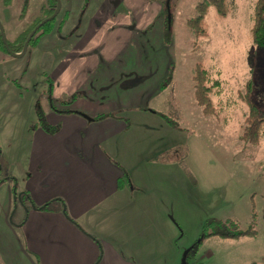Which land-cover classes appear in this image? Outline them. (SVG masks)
Listing matches in <instances>:
<instances>
[{"label":"rangeland","instance_id":"374dc122","mask_svg":"<svg viewBox=\"0 0 264 264\" xmlns=\"http://www.w3.org/2000/svg\"><path fill=\"white\" fill-rule=\"evenodd\" d=\"M106 1L114 8L109 17L117 22L107 21V26L116 27L102 42H123L118 58L146 65L141 62L136 71L130 64L115 63L102 72L118 75L133 68L142 81L146 70L155 66L148 82L132 88L135 99L162 78L156 94L145 96L144 112L132 127L135 152L128 158V148H118L116 156L131 176L129 185L140 190H135L141 208L137 218L142 221L144 212L151 213L149 236L142 227L139 237L129 233L140 250V264H264V135L255 144L240 137L247 106L238 96L251 79L252 98L264 109V48L252 43L250 33L256 0H223V16L211 6L196 25L190 21L203 0H60L51 32L36 35L22 57L0 52V264H33L22 252L25 207L17 199L24 176L30 174V140L52 112L51 70L65 48L86 35L88 19L108 11ZM38 3L0 0V22L9 41L42 16L45 11ZM197 64L207 70L212 86L219 84L213 88L219 90L213 95L216 115L204 113L194 100ZM91 76L100 77L101 72ZM114 112L108 116L123 115ZM108 150L115 153L112 146ZM105 213H120L123 227L131 230L126 211ZM248 229L254 234L204 236Z\"/></svg>","mask_w":264,"mask_h":264},{"label":"crops","instance_id":"0c3cea01","mask_svg":"<svg viewBox=\"0 0 264 264\" xmlns=\"http://www.w3.org/2000/svg\"><path fill=\"white\" fill-rule=\"evenodd\" d=\"M97 14L87 21V38L84 35L65 48L50 75L55 107L61 110L68 106L78 113L49 111L45 121L53 132L39 126L30 140L32 163L28 167L30 174L24 176L22 192L31 201L25 203L20 226L22 252L29 263L140 264V250L134 248V237L140 236L141 227L146 237L151 233V213L144 212L142 221L137 218L141 209L135 197L138 188L129 185L131 176L116 156L118 148L127 147L128 158L135 152L132 127L137 125L138 114L144 112L141 106L145 96L150 99L156 94L162 78L160 84L145 88L143 97L139 94L135 99L132 88L137 82H148L156 67L146 70L139 81L135 66L146 63L119 59L117 52L123 42L103 43L106 33L116 26H107L106 19L110 17ZM146 62L149 65L150 59ZM115 63L130 64L136 71L132 68L118 75L108 70L102 72ZM93 71L101 72V76L92 77ZM112 109L123 115L108 116ZM109 146L115 153L108 150ZM8 193L9 187L5 199L9 208ZM145 198L150 204V198ZM47 203L46 209L38 208ZM52 203L55 204L51 206ZM121 210L129 213L127 226L131 230L123 227L125 222L120 213H111L109 217L105 213ZM123 231L128 235L122 236ZM130 231L134 236L131 239ZM126 248H131L127 255Z\"/></svg>","mask_w":264,"mask_h":264},{"label":"trees","instance_id":"16d2710c","mask_svg":"<svg viewBox=\"0 0 264 264\" xmlns=\"http://www.w3.org/2000/svg\"><path fill=\"white\" fill-rule=\"evenodd\" d=\"M211 6H213L220 15L223 16L225 14L223 11V0H203L198 6L197 16L194 17L192 21H190L192 25H196L200 21H202L205 16V12ZM54 8V0H42L39 10L45 12L38 18L37 21L34 20L35 22H29L30 25H26L24 29L18 31L16 36L11 41H9L10 49L14 52H19L22 49L23 43L31 30L34 29L35 26L43 19L49 17L53 13ZM37 17L35 19H37ZM251 17V41L255 46L264 48V0L255 1ZM53 21L54 19L49 20L41 25L40 28H38L35 34L32 36L29 44L37 41V36L48 32L50 28L53 27ZM193 29H195V27H193ZM193 79V97L196 104L202 108L204 113L216 115L217 106L215 105V101L213 100V95H215V93H217L219 90H213V88L219 86L218 82H216L212 86L207 76V70L204 69L200 64H197V66L195 67ZM241 89L242 90L239 89L240 91L238 90L239 100L240 102H244L246 104L247 110L243 114V130L240 137L247 143L255 144L259 140V137L264 135V109L259 108L252 98L254 88L251 79L247 80ZM44 128L53 130V127L47 124H44ZM17 199L21 204H24V207L25 203H29L31 201L26 192L22 193ZM47 205L48 203L38 208L46 209ZM248 234H254V231L248 229L246 231L235 232H214L213 234H206L205 237L211 235H219L226 238H234Z\"/></svg>","mask_w":264,"mask_h":264},{"label":"flooded vegetation","instance_id":"af4514ba","mask_svg":"<svg viewBox=\"0 0 264 264\" xmlns=\"http://www.w3.org/2000/svg\"><path fill=\"white\" fill-rule=\"evenodd\" d=\"M42 1V0H41ZM55 1V8H54V11H55V9H56V6H57V3H56V0H54ZM59 2H60V0H59ZM112 3H113V1H112ZM39 7H40V4H41V2H40V0H39ZM104 4H106V5H104V8L106 9V10H108V11H106V12H104V11H101L100 10V12H99V14H97V15H102V16H105V15H107V16H109L110 14V12H112V10L114 9L113 7H112V5H110L109 3H108V1H106ZM24 7V12L26 11V8H25V6H23ZM60 8H61V4H60ZM53 11V12H54ZM99 11V10H98ZM60 12V9H59V11H58V13ZM57 13V14H58ZM56 14V15H57ZM159 13H157V15H158ZM52 15V14H51ZM50 15V16H51ZM49 16V17H50ZM107 16H105V17H107ZM56 17V16H55ZM55 17L54 18H52V19H55ZM48 18V17H47ZM111 18V17H110ZM46 19V18H45ZM52 19H50V20H52ZM44 20V19H43ZM42 20V21H43ZM110 19L107 17V19H106V21H109ZM49 21V20H48ZM47 22V21H46ZM63 22V21H62ZM1 23V22H0ZM39 24V23H38ZM37 24V25H38ZM44 24V23H43ZM42 24V25H43ZM2 25V24H1ZM36 25V26H37ZM35 26V27H36ZM41 26V25H40ZM40 26H39V28H40ZM53 28V27H52ZM52 28H50V30L48 31V32H46V33H44V34H48L49 32H51V30H52ZM87 28V27H86ZM2 29H3V26H2ZM33 30V29H32ZM31 30V31H32ZM37 31V30H36ZM35 31V32H36ZM3 32H4V29H3ZM18 33V32H17ZM16 33V34H17ZM16 34L13 36V38L16 36ZM35 34V33H34ZM33 34V35H34ZM32 35V36H33ZM43 35V34H42ZM42 35H40V36H42ZM4 36H5V33H4ZM28 37V36H27ZM12 38V39H13ZM32 38V37H31ZM31 38H30V40H31ZM27 39V38H26ZM5 40H6V45H7V47H6V45H5V43L2 41V37H1V33H0V52H3L5 55H7V56H10V57H14V58H19V57H16V56H13L12 54H10L9 52H8V49L11 51V52H13V53H16V54H19L20 52H21V50L19 51V52H14V51H12L11 49H10V47H9V40L5 37ZM30 40H29V42H30ZM26 41V40H25ZM24 41V42H25ZM29 42H28V46H29ZM24 44V43H23ZM28 46H27V48H28ZM22 48H23V46H22ZM27 48H26V50H27ZM26 52V51H25ZM24 52V53H25ZM24 55V54H23ZM22 55V56H23ZM22 56H20V57H22ZM50 78H51V76H50ZM52 79V78H51ZM53 86V85H52ZM52 92V91H51ZM72 105V104H71ZM50 106H51V109H52V111L53 112H60V113H78L77 111H75L74 109H71V108H69L68 106H66V107H64V109H61V110H58L56 107H55V105H54V102H50ZM70 106V105H69ZM69 111V112H68ZM44 124H47L46 122H45V120L42 122V128H44ZM48 125V124H47ZM45 129V128H44ZM48 130V129H47ZM5 179V178H4ZM10 180H13V178L12 177H10L9 178ZM22 193H24V191L23 192H21L18 196H17V198L22 194ZM14 200H16V198L14 199ZM23 204V203H22ZM24 205V204H23ZM205 236V235H204Z\"/></svg>","mask_w":264,"mask_h":264},{"label":"water","instance_id":"95a60500","mask_svg":"<svg viewBox=\"0 0 264 264\" xmlns=\"http://www.w3.org/2000/svg\"><path fill=\"white\" fill-rule=\"evenodd\" d=\"M56 3H57V6H56L55 11L52 13V15H51L50 17L44 19L43 21H41V22H40V23H39V24H38V25H37V26H36V27H35L30 33H29V35H28L26 41H25L24 44H23V48H22L21 52H20L19 54H16V53L11 52V51L8 49V52H9L10 54H12L13 56H16V57H20V56H22V55L24 54V52L26 51V48H27V46H28V42H29L30 38H31L32 35L35 33V31L39 28V26L42 25L43 23H45L46 21H48V20L54 18V17L56 16V14L58 13V11H59V9H60V2H59V0H56ZM0 33H1L2 41H3V42L5 43V45H6V40H5V36H4V32H3V29H2V25H1V23H0ZM6 47H7V45H6ZM33 207H34V206H33Z\"/></svg>","mask_w":264,"mask_h":264}]
</instances>
